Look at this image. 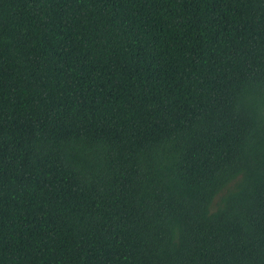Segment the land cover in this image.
<instances>
[{
  "label": "trees",
  "instance_id": "1",
  "mask_svg": "<svg viewBox=\"0 0 264 264\" xmlns=\"http://www.w3.org/2000/svg\"><path fill=\"white\" fill-rule=\"evenodd\" d=\"M0 264H264V0H0Z\"/></svg>",
  "mask_w": 264,
  "mask_h": 264
}]
</instances>
